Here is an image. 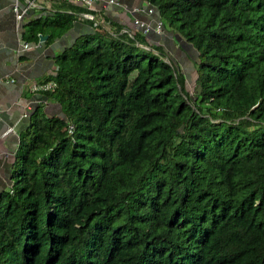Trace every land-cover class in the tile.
Masks as SVG:
<instances>
[{"label": "trees", "instance_id": "1", "mask_svg": "<svg viewBox=\"0 0 264 264\" xmlns=\"http://www.w3.org/2000/svg\"><path fill=\"white\" fill-rule=\"evenodd\" d=\"M145 1L194 86L109 17L56 49L59 111L31 106L0 188V264H264V0ZM72 18L31 23L49 40Z\"/></svg>", "mask_w": 264, "mask_h": 264}, {"label": "crops", "instance_id": "2", "mask_svg": "<svg viewBox=\"0 0 264 264\" xmlns=\"http://www.w3.org/2000/svg\"><path fill=\"white\" fill-rule=\"evenodd\" d=\"M19 6H25L20 17L16 19L11 10L13 0H0V188L6 186L10 160L16 145L17 131L27 120V112L36 102H41L45 111H59L56 101L43 95L40 89H31L30 83L42 81L53 71L52 54L58 48L68 44L76 34L91 30L88 19L78 13L86 8L73 0H16ZM102 0H94L93 6H100ZM145 0H116V3H106L103 13L106 17L131 24V15L147 17L152 20L155 13L133 12L131 7L146 5ZM53 11L71 12V24L59 35L46 40L47 32L38 30L31 23L35 18L50 15ZM30 31L45 34V37L33 39L28 37ZM153 31L148 33L151 41L168 47L164 37H153ZM172 35V32H171ZM27 46L22 47L21 42ZM178 46V45H177ZM174 44L169 48L175 59L181 57V50ZM166 49V48H165ZM180 49V50H179ZM183 52L184 49L182 50ZM180 59H183L182 57ZM180 59L177 62L180 64ZM186 61H182V64ZM186 64H188L186 62ZM184 64V65H186ZM181 67V64L179 65ZM183 71V67H181ZM185 77V72H183ZM8 76L13 77L7 80ZM4 78V79H2ZM25 111V114L22 112Z\"/></svg>", "mask_w": 264, "mask_h": 264}, {"label": "built area", "instance_id": "3", "mask_svg": "<svg viewBox=\"0 0 264 264\" xmlns=\"http://www.w3.org/2000/svg\"><path fill=\"white\" fill-rule=\"evenodd\" d=\"M78 2L80 5L84 6L86 9L83 11H80L78 13V15H80V17L86 18L88 19V26L90 27V29L95 28L97 25L101 24L104 25L105 27L108 25V18L105 16V14L103 13V7L106 3H116V0H102L100 6L98 7H94L93 1L94 0H73ZM25 6H19L17 4L16 0H13L12 4H11V10L13 12V15L16 19H18L21 15V13L24 11ZM131 11H135V12H144L145 14H151L153 13V5H151L149 2H147L146 5L144 6H133L131 7ZM154 20L156 21V23L151 24L149 22V19L147 17H140L136 14H132L131 15V26H129L130 28H138L140 29L142 32H146L149 28L150 29H155L158 30L159 27H161V21L160 19L154 18ZM127 26H122L120 28V30H126L128 33H130V28ZM21 46L25 47L27 46V42L26 41H22L21 42ZM4 79V78H2ZM7 80H12L13 77L8 76L6 78ZM55 85V82L53 79H45L42 81H34L30 83V88L31 89H51L53 86ZM23 114H25V111L22 112ZM68 130H70V124H68ZM8 191L11 190V182L10 180L7 181L6 186H5Z\"/></svg>", "mask_w": 264, "mask_h": 264}, {"label": "rangeland", "instance_id": "4", "mask_svg": "<svg viewBox=\"0 0 264 264\" xmlns=\"http://www.w3.org/2000/svg\"><path fill=\"white\" fill-rule=\"evenodd\" d=\"M146 4H147V2H146ZM153 12H154V9H153ZM154 18H157V15H155ZM154 18L152 20L149 19V22L151 24L153 23V25H154V23H156ZM128 26H131V24ZM153 30L154 31L152 34H153V36H155V37H153L154 39H156L158 36L161 37V35H166V37H164V39H165V43H167V45L170 46L171 44H174L175 46L178 45L177 47H179V48L181 47L184 49L185 52L182 51L183 49L181 50V57L183 59H180L181 57H179L177 59H180L181 67H183V72H185V78H186L185 79V87L187 88L188 91H191L192 87L194 86V83H192V81H191L190 69H192V68H191V61L189 58L193 56L194 48L192 47V45L189 42L185 41L182 37H180L179 34L172 32L170 29L164 27L162 24L158 30H155V29H153ZM171 32H172V35H171ZM169 46L168 47L165 46L163 48H166L167 53L169 54V57L171 58V61L177 62V59H175V56L173 55V52L169 48ZM182 61H186L188 64H186V62H184L182 64ZM184 64H186V65H184Z\"/></svg>", "mask_w": 264, "mask_h": 264}, {"label": "water", "instance_id": "5", "mask_svg": "<svg viewBox=\"0 0 264 264\" xmlns=\"http://www.w3.org/2000/svg\"><path fill=\"white\" fill-rule=\"evenodd\" d=\"M153 9H154V13L155 15L157 14V11H156V8L153 6ZM41 37H45V34H42V35H39V38L41 39Z\"/></svg>", "mask_w": 264, "mask_h": 264}]
</instances>
